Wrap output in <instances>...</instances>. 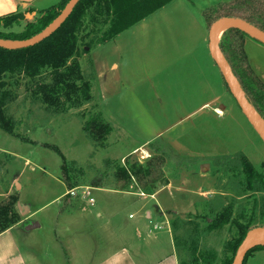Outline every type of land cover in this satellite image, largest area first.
Segmentation results:
<instances>
[{"label": "rangeland", "instance_id": "obj_1", "mask_svg": "<svg viewBox=\"0 0 264 264\" xmlns=\"http://www.w3.org/2000/svg\"><path fill=\"white\" fill-rule=\"evenodd\" d=\"M61 1L45 0L40 6H49L48 9H50ZM186 1L190 5L195 4L198 8H204L230 0ZM259 7V10H250L247 16L253 18L254 14L264 13V7ZM33 12L26 15L27 21H35L40 16L41 11L37 15ZM202 13L203 11L201 15ZM151 15L145 18L144 22L147 23L143 24V21H140L134 27L138 25L144 27L154 22L160 23L155 18H151ZM27 21L20 26L5 29V32L22 31ZM86 25L88 27L86 32L93 29L90 17ZM142 29L132 30L135 34L132 36L134 61L131 65L136 69L132 68L131 74L135 81L139 82L143 74L144 63L142 62H145L153 78L161 76L160 80L165 90H160L163 93H173V96L165 93L163 98L167 102L163 106L151 107L149 112L142 111L141 105L136 104L140 100L147 99L145 96L126 97L125 94L120 93L111 97L108 102L110 106L102 101L100 93L103 91L100 89L106 81L105 79L100 81L99 78L100 83L98 79L96 82V71L101 72L104 69L100 65L101 52L96 49L100 45L87 47L85 44L89 42L88 38L85 43H82L77 59L82 65L86 79L91 80L93 98L89 103L57 113L34 93L41 81L50 79L49 72L37 78H29L21 74L10 79L9 88L13 89L14 95L5 110L6 114L16 122L17 128L15 136L0 129V186L6 187L7 181H10L9 185L13 193L11 195L20 194L18 203L21 204L22 213L19 212V222H22L17 223L20 227L11 231L15 246L25 251L35 249L40 259L42 251L50 252L49 264H66L65 250L67 255L69 251L74 255V251L79 249L94 251L97 248L100 250L122 248V238L118 239V235L122 236L132 232L144 234L148 232L149 227L158 234L169 235V232L172 234L180 264H196L194 259L200 256L198 264H208L205 257L213 254L216 256L213 264H222L231 256L228 244L237 237L238 229L229 223L222 228L209 230V223L227 209L233 213V217L243 222L247 220L241 218L242 215L250 216L253 212L256 196L246 190V177L241 163L242 158L246 157L259 172L264 174V141L250 122L245 120L234 98H232L233 108L227 106V116L230 118L215 120L207 118L204 113H197L192 120L173 131L177 135L175 140L179 139L181 144L172 142L174 136H170L165 131L162 136L152 141L151 149L154 151L151 153L152 156H147V153L142 151L130 155L147 138V135L153 134L151 132L155 130L154 125L159 124L160 127H166L173 121L180 120L184 115L191 113L186 112L185 108H193L191 106L193 102L184 107L171 105V101L181 100L178 98L180 91L185 94L183 100L188 97L194 100L196 97H190L188 93L199 84L198 81L191 83L183 79L179 80L177 76H181L177 65L167 66V61L172 55L169 51L171 48L166 49L169 51L167 53L162 50L161 45L149 48L152 42L148 41ZM86 32L81 35L83 36ZM168 34L170 37L181 35L177 32L173 33L172 29ZM154 48H160L155 58L152 54ZM97 65L100 67L97 68ZM208 67L211 68V60H209V65H205L207 73L202 74L210 80L213 74L209 72ZM214 74L218 79L220 78L215 68ZM107 75L109 78L112 77V73H107ZM121 77L122 73L117 77L116 87H122ZM165 77L167 78L164 79ZM148 87L147 82L145 89ZM139 89L144 88L139 86L137 90ZM95 114H102L113 127L107 138V146L102 149L96 148L83 130L84 122ZM239 121L241 130L237 127ZM243 123L246 126L245 131ZM193 141L197 142L199 148L204 149L209 146L211 152L216 153L215 158L218 160L213 161L212 159L213 165L226 167L225 175L220 176L221 180L217 181V185L221 188L218 200L213 196L203 197L200 189L205 188L201 185V180L198 176L191 174V171L198 170L202 158H198L200 161L195 162L186 159L183 153L184 148L181 145L183 142L188 146H193ZM208 142L209 145L206 144ZM53 147H57L60 153ZM227 147L228 149L234 147L241 151L227 153ZM166 148L169 149L167 155L170 156V174L177 184L186 183L181 185L185 189L184 192H175L173 195L168 190H163L153 197V194L143 193L141 190L126 193L114 188V165L107 168L105 166L107 160L121 165H125L127 159L143 163L156 154L164 155L161 151ZM66 161H76L87 171L86 177L83 178L84 181L81 182L82 185L74 188L77 194L74 197L70 194L65 195L67 187L61 180L62 167L67 163ZM15 176L19 177L16 185L12 183ZM161 187L163 186L159 188ZM87 188L90 189L95 199L94 207L90 205L89 200L82 198L87 197L88 194L83 193ZM69 197H73L70 202ZM191 203H195L196 207L188 206ZM27 206L31 209L29 219H26L28 217ZM147 211L152 213L151 219L147 218ZM130 214L132 218H129ZM34 222L40 223L41 228L32 232L25 231L24 226ZM161 226L164 228L160 230ZM262 226L264 225L252 226L250 230ZM79 263L78 260L72 264Z\"/></svg>", "mask_w": 264, "mask_h": 264}, {"label": "trees", "instance_id": "obj_2", "mask_svg": "<svg viewBox=\"0 0 264 264\" xmlns=\"http://www.w3.org/2000/svg\"><path fill=\"white\" fill-rule=\"evenodd\" d=\"M172 1L81 0L65 23L41 43L20 50L0 47V129L15 136L16 122L6 114L5 110L14 95L13 89L9 88L10 79L21 74L29 78H37L49 72L50 79L41 81L34 93L57 113L89 103L93 98L91 80L86 79L82 65L77 59L86 38L89 39V42L85 44L87 47L106 44ZM68 2L69 0H62L50 9L42 11L35 21H27L24 12L0 17V38L26 40L39 34L59 16ZM259 6L264 7V0H231L205 8L202 15L209 29L220 17H239L264 31V13L254 14L253 18L247 16L250 10H259ZM89 17L93 29L86 32L85 30H88L86 22ZM24 21L27 22L22 31L5 32V29L20 26ZM83 32L86 33L82 36ZM93 33H95L94 36ZM247 37L249 36L244 32L230 28L222 36L220 47L246 96L264 118V82L249 62L245 50ZM83 130L96 148L102 149L107 146V138L113 127L102 114H95L84 122ZM53 149L58 151L57 147ZM66 162L62 167L61 180L68 190H72L82 185L81 182L84 181L87 171L76 161ZM165 163V157L162 154H156L143 163L127 159L126 164L121 165L107 160L105 166L110 168L114 165L116 190L125 192L141 190L143 193L154 194L160 186L168 184V178L163 169ZM241 165L246 177V190L251 191L256 199L250 216L242 215L241 217L247 222L233 217V213L227 209L209 223V230L222 228L229 223L238 229L237 237L228 244L231 256L222 264L233 263L240 244L252 226L264 225V174L259 172L246 157L242 158ZM18 201L17 195H9L0 202V234L20 221ZM256 250H264V245L251 249L244 264ZM200 258L195 257L196 264L200 262ZM205 258L208 264H213L216 256L213 254Z\"/></svg>", "mask_w": 264, "mask_h": 264}, {"label": "crops", "instance_id": "obj_3", "mask_svg": "<svg viewBox=\"0 0 264 264\" xmlns=\"http://www.w3.org/2000/svg\"><path fill=\"white\" fill-rule=\"evenodd\" d=\"M44 1L45 0H0V17L18 12H24L27 15L31 11H34L33 14L35 13L37 15L39 11H45L49 7L40 6L42 3H44ZM205 8L208 7L198 8L195 6V4H188L186 0L173 1L171 4L166 5L151 15V18H155L156 21L160 23H149L144 27L143 25L134 27L136 25L135 24L128 30L117 35L108 43L96 47L97 51L101 52V68L106 69H102L101 72L96 71V82L97 79L98 83L103 81V79L106 81L105 83L103 82L102 89H100L104 92V94L102 92L100 95L102 96V101L106 103V105L110 106L111 104H108V102L110 101L111 97L119 95L120 93L125 94L126 97L145 96L147 99L140 100L136 104L141 105L142 111L149 112L151 107L163 106L167 102V100L163 98V95L167 94L169 96H173V93L165 92V94L160 90H165V87H162V80H160L161 76L158 78H153L151 72L148 71L145 62H142V64L144 63V67L142 68L143 74L140 76V81L136 82L132 76V68L136 69V67L131 65L132 61H134V55L132 51V36L135 34V31L132 30H135V28L142 29L143 27L142 30L147 35L148 41L152 42L149 48H152L156 45H161L160 47L162 50H165V53L171 51V59L167 61V66L170 64L177 65L178 72L181 76H177L179 80L183 79L191 83H193V81L199 82L198 86L196 85L195 88L190 90L188 93L190 97H196L194 100H191L189 97L186 100H183L185 94L183 91H180L178 98L181 100L179 102L178 99H176L174 102L171 101V105L176 104L184 107L187 106L188 103L190 104L193 102L191 105L193 108H185L186 112L191 113L184 115L180 120L173 121L172 124H169V126L166 127H160L159 124L154 125L155 130L151 132L153 134H149V136L147 135V138L140 144L139 147L135 148L130 155L135 154L137 151H142L147 153V156H152L151 153L154 152L153 149H151L152 141L162 136L163 132L165 131H167L170 136H174V139L171 140L172 142L181 144L179 139H177L178 141L175 140L177 135H175L173 131L177 127L192 120L193 116H196L195 114L197 113H204L206 114L207 118H212L215 120H223L226 117L230 118V116H227V106L233 108V96L229 92L221 71L210 52L209 28L203 16L201 15V11H203ZM159 18L164 20H160ZM144 20H142V23H147L144 22ZM171 29L173 30V33L177 32L182 36L177 35V37H170L168 33ZM166 49L170 50L167 51ZM159 50L160 48H154L152 50L154 58ZM245 50L247 52L251 67L264 82V45L255 41L251 37H247L245 40ZM209 60H211V68L208 67V69L210 70L209 72L213 74L210 80L206 79L202 75L207 73L205 70V65H209ZM99 67L97 65V68ZM214 68L220 74L219 79L216 77V74H214ZM119 72L122 73V79H120L123 82L122 87H116V82L118 81L117 77L121 74ZM107 73H112V77L109 78ZM166 78L167 77L164 79ZM147 82L149 87L145 89ZM139 86L144 89L137 90ZM195 102H198V104H195ZM181 110L183 111V108ZM241 114L243 115L242 111ZM245 120L247 121V119ZM232 123H234V121H232ZM237 124L239 129L242 128L240 121L237 122ZM191 127L193 126L191 125ZM243 127V130L245 131L246 126L244 123ZM192 143H194L193 146H188L182 142L181 146L184 148L183 153H185L184 155L186 156V159L195 162L198 160V158H202V162H198V170L191 171V174L199 177L201 180V185H203L205 188L203 190L199 188L201 191L200 194H202L203 197L213 196L218 200V197L221 194V188L217 185V181L221 180L219 178L220 176L225 175L224 172L226 167L224 165L217 167V165L212 164V159L213 161L218 159L215 158L216 153L211 152L212 150L209 146L201 149L197 146L196 141H193ZM206 144L209 145V142ZM229 148L230 149L227 147V153H232L236 150L237 152L241 151L235 149L234 147ZM168 150L169 149L166 148V150L164 149V151H161L164 153L163 156L166 160L163 169L166 177L168 178V184L159 188L157 192L152 195L153 197L158 195V193L162 192L163 190H168V192H171L173 195L175 192H184L185 190L184 187H181V185H185L186 183L182 182L177 184L170 174V156L167 155V153H169ZM158 152L160 153V151ZM210 154L212 156H210ZM16 180L19 181L18 176L13 177L12 183L14 185L17 184ZM9 182L7 181L6 187L0 186V202L6 199L8 195L13 194ZM68 191L69 190L67 189L65 195L68 194ZM19 195L20 194L17 196L20 199ZM72 198L73 197H69V202L72 200ZM191 205L195 206L196 204L191 203L188 206ZM26 209L28 215L26 219H29L31 215L29 214L31 213V209L28 206ZM192 213L194 214V212ZM131 215L132 214L129 215V218H132L130 217ZM146 216L147 218L151 219L152 213L147 211ZM21 222H19V224ZM19 224L12 226L7 231L0 234V264H49L50 252L42 251L41 255L43 260H41L42 257L40 259L36 255L38 251L35 249L25 251L15 246L11 231L14 230V228L20 227ZM40 228L41 224L38 222L29 223L26 227L24 226V229L27 232H32ZM163 228L164 227L161 226L160 230ZM150 230L152 229L149 227L148 232L144 234L132 232L131 234H123L122 236L118 235V239L122 238V248L103 250L97 248L94 249V251H81L79 249L74 251V255H72L70 251L67 255L65 250V262L66 264H72L79 260V264H180L179 256H177L175 252V242L173 243L172 234L170 232L169 235L166 233H150ZM111 243L113 244L112 241ZM52 252H54V250ZM76 253H79V255ZM246 264H264V250L254 251L248 258Z\"/></svg>", "mask_w": 264, "mask_h": 264}, {"label": "water", "instance_id": "obj_4", "mask_svg": "<svg viewBox=\"0 0 264 264\" xmlns=\"http://www.w3.org/2000/svg\"><path fill=\"white\" fill-rule=\"evenodd\" d=\"M80 1L81 0H69L59 16L39 34L26 40L0 38V47L9 50H20L41 43L54 34L63 25V23H65ZM230 28L238 29L249 37L258 40L263 44L264 31L258 26L251 24L247 20L239 17H220L212 24L209 29L210 52L221 71V74L227 84V88L229 89V92L235 99L246 119L250 122L261 139L264 141V118L246 96L240 81L232 71L220 47L222 36ZM18 210L20 213H22V207L20 203H18ZM261 245H264V226L250 230L247 233L245 239L242 241L236 252L232 264H244L248 252L251 249Z\"/></svg>", "mask_w": 264, "mask_h": 264}, {"label": "built area", "instance_id": "obj_5", "mask_svg": "<svg viewBox=\"0 0 264 264\" xmlns=\"http://www.w3.org/2000/svg\"><path fill=\"white\" fill-rule=\"evenodd\" d=\"M84 192H85V194H88V195H87V197H82V198L86 201L89 200L90 205L94 207L95 206V202H94L95 199L92 197L90 189L87 188L86 190L83 191V193ZM68 194H70L73 197L77 195L74 189L70 190ZM149 232L153 233V230H150Z\"/></svg>", "mask_w": 264, "mask_h": 264}]
</instances>
